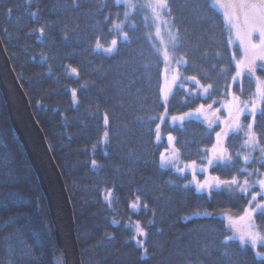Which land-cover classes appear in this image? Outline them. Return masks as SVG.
I'll return each mask as SVG.
<instances>
[{"label": "trees", "instance_id": "1", "mask_svg": "<svg viewBox=\"0 0 264 264\" xmlns=\"http://www.w3.org/2000/svg\"><path fill=\"white\" fill-rule=\"evenodd\" d=\"M168 3L178 35L174 52L186 59L168 115L220 104L240 55L222 12L211 0ZM149 30L145 9L122 0H0L2 43L63 175L82 264H264L227 227L264 175V101L254 121L259 142L245 143L246 114L226 138L233 159L210 167L221 180L239 182L198 191L188 171L160 164V150L173 134L182 158L202 164L218 125L197 118L171 123L166 116L163 141L155 139L164 59ZM114 38V54L92 51L94 40ZM68 65L80 76L69 75ZM234 89L251 96L254 79L244 74ZM8 114L0 89V264H64L37 167ZM257 222L264 230V206Z\"/></svg>", "mask_w": 264, "mask_h": 264}, {"label": "rangeland", "instance_id": "2", "mask_svg": "<svg viewBox=\"0 0 264 264\" xmlns=\"http://www.w3.org/2000/svg\"><path fill=\"white\" fill-rule=\"evenodd\" d=\"M129 9L141 6L145 9L146 21L150 27L151 39L153 43L157 44L160 55L164 59L161 97L164 101V109L161 119L157 124L156 138L157 141H163L161 126L164 117L170 119L171 123H181L188 118H197L207 123L215 129V141L208 148L206 160L204 163H197L195 161H186L182 158L180 150L175 141V135L166 134V144L160 150V164L166 167H173L176 170L183 169L191 174L189 182L198 191H205L210 193L212 188L217 187V181L211 180V177H218L211 171V166L224 159L219 157H212L211 148L217 141V133H220V139L225 142L227 135L239 129L240 127L232 126L233 119L239 115L241 121L248 114L247 132L252 125H254L256 113L260 110L262 102L264 101V0H211L222 12L227 26L231 34V42L233 46H237L240 51L238 58V69L234 76L228 95L218 105L201 103L197 108L186 111L181 114L168 115L169 97L178 79L186 59L183 55H178L174 52L177 42V30L173 24V18L170 13L168 0H122ZM156 47V45H154ZM244 74H250L255 82V90L251 96H245L242 91L234 89V83L241 81ZM259 102V103H257ZM253 105H256L253 107ZM105 131L108 132L106 129ZM104 131V132H105ZM103 132V133H104ZM104 141L103 134L101 136ZM174 138V139H173ZM173 144L179 150L177 161L164 163L161 161L162 154H168L172 150ZM167 150V151H166ZM264 177V175L262 176ZM261 178V177H260ZM256 179L257 189H254L250 198L249 206L256 210V212L263 208L260 205L264 201V185L259 183ZM205 181L210 183L205 184ZM222 186V184H220ZM219 186V187H220ZM235 217V216H233ZM255 223V221H254ZM227 227L230 234L240 240L239 234L236 233V228L231 225L227 218ZM136 233L137 229H136ZM241 241V240H240ZM242 243L252 245L257 252L264 253V241H261L257 246L252 244L251 239H247ZM263 248H260V246ZM263 257L264 256H260Z\"/></svg>", "mask_w": 264, "mask_h": 264}, {"label": "water", "instance_id": "3", "mask_svg": "<svg viewBox=\"0 0 264 264\" xmlns=\"http://www.w3.org/2000/svg\"><path fill=\"white\" fill-rule=\"evenodd\" d=\"M2 42L0 36V89L8 108V115L30 160L37 167L64 264H82L73 206L63 175ZM139 238H142L141 234Z\"/></svg>", "mask_w": 264, "mask_h": 264}, {"label": "snow or ice", "instance_id": "4", "mask_svg": "<svg viewBox=\"0 0 264 264\" xmlns=\"http://www.w3.org/2000/svg\"><path fill=\"white\" fill-rule=\"evenodd\" d=\"M119 2V0H117ZM122 24H116L115 28L121 30L122 37L127 41L130 40L128 37V34L126 32L122 31ZM41 32H43V29H41ZM92 51L95 52L97 50H103L108 55H112L115 52L116 47L118 46V38L111 39L110 42L101 43L99 39H96L93 41ZM66 70L69 75H76L77 77L80 76V69L77 66L68 65L66 66ZM78 89L72 90V96H73V103L76 104L79 101L78 96ZM259 103V102H257ZM256 105H253L255 107ZM104 123L108 124L109 120L107 117V114H105ZM242 124V121L240 119V116L237 115L232 122V126L240 127ZM103 138L105 143H107L109 139V133L105 131L103 133ZM174 139V138H173ZM259 142V133H257L254 129V125L250 127V129L247 132V139L245 143L247 145H254ZM167 151V150H166ZM179 150L176 149L175 144H173L172 150L168 152V154H162L161 161L164 163L177 161L179 159L178 156ZM211 154L212 157H216L219 154V157L221 159H233L231 153L228 152L227 147L225 145V142L220 139V133H217V141L211 148ZM248 158L245 157V160ZM180 171H183V169H180ZM211 180L217 181V187L220 186V184L224 183H232L233 185L237 184L239 182V177H232L230 181L221 180L219 177H211ZM205 184L210 183V181H205ZM245 184H248L249 181L245 179ZM259 183L264 185V177H261L259 179ZM110 195V194H109ZM139 200V198H138ZM258 206H264V201L260 202V205ZM228 221L231 225H234L236 228V233L239 234L241 242H244L247 239H251L252 244L254 246H257L261 241H264V230L260 229L259 223H254L256 220V210L251 208L250 206L246 208L243 212L236 214L235 217L228 216ZM137 232L141 235L145 234L144 229L139 226V223H137ZM232 237H228L227 239H231ZM146 250V249H145ZM258 256H264V253L257 252Z\"/></svg>", "mask_w": 264, "mask_h": 264}]
</instances>
